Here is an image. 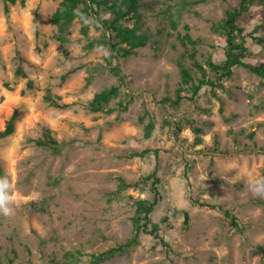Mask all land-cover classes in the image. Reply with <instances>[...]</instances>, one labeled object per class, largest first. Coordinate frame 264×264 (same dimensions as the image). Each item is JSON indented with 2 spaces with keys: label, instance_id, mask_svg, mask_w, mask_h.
<instances>
[{
  "label": "rangeland",
  "instance_id": "1",
  "mask_svg": "<svg viewBox=\"0 0 264 264\" xmlns=\"http://www.w3.org/2000/svg\"><path fill=\"white\" fill-rule=\"evenodd\" d=\"M61 1L17 0L5 11L0 0V130L16 114L14 131L0 138L6 172L0 197L12 210L0 213L1 261L89 264L94 253L132 237L137 201L154 198L143 177L157 168L160 199L149 227H159L168 245L141 232L138 243L99 264H264V248L256 247L264 246V196L249 188L264 179V83L234 66L225 88H216L220 110L209 86L193 94L190 83H181L177 63L200 75L180 38L185 32L200 39V63L209 54L224 59L225 36L211 25L240 0H137L136 13L122 24L149 38L119 60L107 48H84L102 33L92 22L51 21ZM238 21L243 60L264 62V44L249 36L264 35L256 29L264 6L256 1ZM19 66L25 75L17 74ZM111 85L119 87L108 104L114 110L92 111L94 94ZM179 86L177 105L163 100L175 98ZM46 94L65 105H52ZM190 126L202 128L201 143L194 144ZM46 130L59 141V153L36 142ZM147 148L157 154H131ZM118 177L131 186L120 187ZM225 209L237 216V226Z\"/></svg>",
  "mask_w": 264,
  "mask_h": 264
},
{
  "label": "trees",
  "instance_id": "2",
  "mask_svg": "<svg viewBox=\"0 0 264 264\" xmlns=\"http://www.w3.org/2000/svg\"><path fill=\"white\" fill-rule=\"evenodd\" d=\"M17 0H3L5 11L9 10V4H14ZM195 0L194 2H196ZM258 1L264 6V0H240L239 5L236 7L231 5L224 11V15L220 20L213 22L211 30L225 36L226 45L223 47L225 58L220 61H215L212 55L209 54L204 63H200L196 58V46L200 43L199 38H192V36L185 32L184 35H180L182 43L186 46L188 56L190 57L193 67L199 72L198 77L192 76L190 69L187 68L182 61H178L180 68L181 83L188 84L192 88L193 94L197 93L203 86H209L210 92L214 97L220 101V110H222L223 100L216 92V88H225L224 81L229 79L233 75V67L236 65L244 66L248 71L255 73L261 78L264 83V62L251 63L243 60L246 47L244 41H239L237 38V31L243 27L240 26L239 16L246 12L251 5ZM137 0H62L58 8L54 11L51 16L53 23H61L67 25L73 19L79 18L88 22H92L96 28L102 29V33L99 36L92 37L85 42L84 48L92 49L96 48H107L109 50V58L119 60L120 58H126L136 53L137 48L147 44L149 35L145 32H138L135 26H125L122 24L123 20L129 18V15L136 13ZM109 12L110 17H102L101 12ZM262 28L264 30V21L257 25L256 29ZM255 29V30H256ZM82 30L87 34V25H83ZM255 43L264 44V35H254L250 33ZM111 63V61H110ZM206 66L209 67L212 74H209ZM109 70L117 76L118 80L124 81L126 75L121 71L118 65L109 66ZM17 74L25 75L21 66L16 70ZM64 74L62 77H65ZM89 81V77L88 80ZM27 87H32L31 80H28ZM118 85H111L110 87L104 88L99 92H96L93 98L89 101V108L92 111H101L110 113L114 110L113 107L108 106L109 101L118 93ZM183 87L179 86L176 89V97L171 98L170 96L163 98V100L170 101L171 104L177 105L182 99L181 91ZM192 97V96H191ZM45 99L49 100L52 105L62 107L65 104H59L49 94L45 95ZM130 99L132 97L130 96ZM121 103V102H120ZM16 114L13 113L10 119L7 121L4 129L0 130V138L11 134L14 131V120ZM228 119L227 117H225ZM176 131L181 133L183 129L178 121H175ZM192 127V126H190ZM194 135V144L201 143L202 128L194 126L191 128ZM44 138L37 139L36 142L39 145L50 148L54 153H59L61 145L50 133L49 130L44 132ZM264 150V146L259 147ZM213 151H218L217 147L212 148ZM158 150L144 149L143 151H132V155L139 154V156L148 154L149 152H155ZM156 169L154 168L150 173L143 177L144 183H150L151 190L154 194L153 200L139 199L137 201V215L133 218V235L125 242L119 243L117 246H112L101 253H94L89 264H99L100 261L108 259L115 253H121L125 251L129 246L138 243L141 232L153 235L155 238H159L164 245H168L162 237L159 235V227H149V214L153 211L154 206L160 199V192L157 185L160 178L156 175ZM119 186L127 188L131 186L130 183L126 182L122 177H118ZM6 180V172L0 163V192L3 191ZM225 215L231 218L233 225L237 226V216L230 210H224ZM257 248H264L263 245H256ZM68 258L73 257V254L67 253ZM54 264L56 262L54 260ZM0 264H4L0 259Z\"/></svg>",
  "mask_w": 264,
  "mask_h": 264
},
{
  "label": "clouds",
  "instance_id": "3",
  "mask_svg": "<svg viewBox=\"0 0 264 264\" xmlns=\"http://www.w3.org/2000/svg\"><path fill=\"white\" fill-rule=\"evenodd\" d=\"M193 132V131H192ZM2 183V181H0ZM249 188L253 195L264 196V179H258L249 184ZM8 202L0 197V213L4 215H10L12 210L8 206Z\"/></svg>",
  "mask_w": 264,
  "mask_h": 264
},
{
  "label": "water",
  "instance_id": "4",
  "mask_svg": "<svg viewBox=\"0 0 264 264\" xmlns=\"http://www.w3.org/2000/svg\"><path fill=\"white\" fill-rule=\"evenodd\" d=\"M186 220H187V213H186Z\"/></svg>",
  "mask_w": 264,
  "mask_h": 264
}]
</instances>
